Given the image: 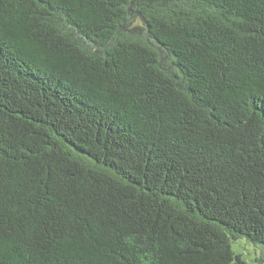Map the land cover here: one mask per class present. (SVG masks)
<instances>
[{"label":"trees","instance_id":"1","mask_svg":"<svg viewBox=\"0 0 264 264\" xmlns=\"http://www.w3.org/2000/svg\"><path fill=\"white\" fill-rule=\"evenodd\" d=\"M264 264V0H0V264Z\"/></svg>","mask_w":264,"mask_h":264},{"label":"rangeland","instance_id":"2","mask_svg":"<svg viewBox=\"0 0 264 264\" xmlns=\"http://www.w3.org/2000/svg\"><path fill=\"white\" fill-rule=\"evenodd\" d=\"M232 249L240 254L245 264H261L257 259L260 255V249L255 247L245 238H239L232 243Z\"/></svg>","mask_w":264,"mask_h":264}]
</instances>
